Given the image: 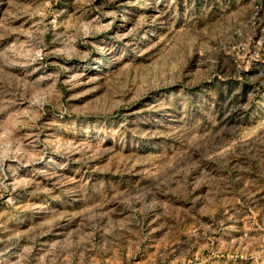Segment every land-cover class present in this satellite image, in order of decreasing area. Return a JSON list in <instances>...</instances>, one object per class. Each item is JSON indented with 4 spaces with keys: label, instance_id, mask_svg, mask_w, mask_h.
Wrapping results in <instances>:
<instances>
[{
    "label": "rangeland",
    "instance_id": "1",
    "mask_svg": "<svg viewBox=\"0 0 264 264\" xmlns=\"http://www.w3.org/2000/svg\"><path fill=\"white\" fill-rule=\"evenodd\" d=\"M0 264H264V0H0Z\"/></svg>",
    "mask_w": 264,
    "mask_h": 264
}]
</instances>
